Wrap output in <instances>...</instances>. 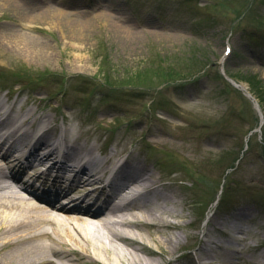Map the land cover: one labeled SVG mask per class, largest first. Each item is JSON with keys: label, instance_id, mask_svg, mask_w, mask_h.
I'll use <instances>...</instances> for the list:
<instances>
[{"label": "rangeland", "instance_id": "obj_1", "mask_svg": "<svg viewBox=\"0 0 264 264\" xmlns=\"http://www.w3.org/2000/svg\"><path fill=\"white\" fill-rule=\"evenodd\" d=\"M36 1L44 4L19 27L0 5V35L15 36L24 51L0 42V95L11 93V102L31 108L38 98L37 107L55 114L58 131L63 124L81 135V146L131 152L176 177L188 208L179 248L167 261L197 264L205 233L214 244L243 250V261H258L264 0ZM63 21L77 23L78 34ZM131 36L135 43L126 42ZM226 77L246 85L261 116ZM246 208L254 211L248 220L238 217ZM234 226L245 232L236 234Z\"/></svg>", "mask_w": 264, "mask_h": 264}, {"label": "bare ground", "instance_id": "obj_2", "mask_svg": "<svg viewBox=\"0 0 264 264\" xmlns=\"http://www.w3.org/2000/svg\"><path fill=\"white\" fill-rule=\"evenodd\" d=\"M3 1L6 6L0 5L9 7L17 18L12 22L15 27L21 26L23 18L32 20L38 6L44 4ZM63 23L72 34H78L76 22ZM32 37L29 35V41ZM131 37L126 42L135 43L136 38ZM0 42L24 53L11 34L0 35ZM233 82L251 98L246 85ZM37 99L31 108L25 100L11 102L8 93L0 95V264H174L167 258L179 248L177 232L185 230L181 222L188 208L177 178L152 161L122 151L120 166L112 180L104 183L105 165L113 154L99 158V150L79 144L81 135L73 129L53 137L55 114L42 113ZM35 125L41 126L42 135L31 146L25 159L28 166H24L18 153L28 148ZM61 147L65 151L59 167L60 186L49 204H41L27 193L28 181L41 178L38 168ZM253 212L246 208L238 217L248 220ZM233 230L245 232L238 226ZM204 238L198 264H264V250L258 261L247 263L242 260L243 250L214 244L208 233ZM250 250L253 248L245 252Z\"/></svg>", "mask_w": 264, "mask_h": 264}, {"label": "trees", "instance_id": "obj_3", "mask_svg": "<svg viewBox=\"0 0 264 264\" xmlns=\"http://www.w3.org/2000/svg\"><path fill=\"white\" fill-rule=\"evenodd\" d=\"M247 83H248L249 86L251 87V91L255 93V91L258 89V88L256 87V84H255L254 82H252V81H247ZM254 93H253V94H254ZM256 95H257V94H256ZM257 98L259 99V97H257ZM259 102H262V101L259 99Z\"/></svg>", "mask_w": 264, "mask_h": 264}]
</instances>
